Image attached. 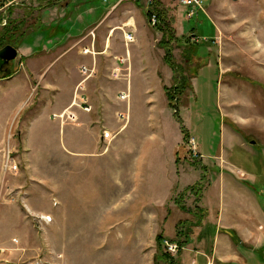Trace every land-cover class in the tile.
<instances>
[{"label": "rangeland", "instance_id": "obj_1", "mask_svg": "<svg viewBox=\"0 0 264 264\" xmlns=\"http://www.w3.org/2000/svg\"><path fill=\"white\" fill-rule=\"evenodd\" d=\"M80 1L96 20L113 0ZM163 1L156 25L138 3L146 30L140 47L162 63L167 39L174 68L148 79L151 94L138 73L114 72L123 90L132 83L131 97L121 100L124 92L108 87L112 106L97 108L96 151L80 154V141L78 152L65 149L59 128L46 145H23L16 117L26 119L41 89L28 88L0 144V264H219L214 245L223 234L240 257L222 264H264V0H202L191 16L187 6ZM54 2L0 7V26L8 19L27 32L48 27L58 18ZM121 47L122 63L140 53L132 43ZM16 58L19 52L0 76L17 67ZM86 79L81 74L73 94L90 110ZM83 140L86 150L91 138ZM7 150L15 171L5 167ZM164 240L176 244L174 253Z\"/></svg>", "mask_w": 264, "mask_h": 264}, {"label": "crops", "instance_id": "obj_2", "mask_svg": "<svg viewBox=\"0 0 264 264\" xmlns=\"http://www.w3.org/2000/svg\"><path fill=\"white\" fill-rule=\"evenodd\" d=\"M19 1L21 0H4L2 7H15ZM55 1L53 8H56L55 13L58 12V18H50L48 27L43 24L44 27L41 31L39 30L41 26L31 32L23 29L26 38L16 46L19 58H16L14 63L17 67L10 74L0 76V144L5 130L13 124L14 114L28 96V88L34 90L39 83L40 92L37 95V100L35 96L33 105L27 109L26 119H22V116L19 117L20 113L16 117L18 127L22 129L20 135L22 144L26 146L31 144L46 145L52 131L59 128V130H63V133L67 132V143H63L65 149L70 146V151L78 152V142L80 141L82 142L79 149L80 154H88L87 152L97 150V137L102 129L97 126V122H100L96 113L97 108L109 109L112 106L111 100L109 101L106 95L108 87L117 88L118 93L121 91L124 92L122 94L127 93L130 98L131 95L127 90H130L132 83L126 82L127 86L123 90L119 85L121 81L119 78L125 79L129 74L131 76L133 73H138L143 84L139 87L144 92L151 94L156 87L150 85L148 79L149 82L157 81L153 80L156 70L163 69L168 72L170 67L164 62L158 63L142 53L140 41L144 36L145 28L144 23L137 20L136 17L137 5L142 0L122 1L112 8L115 1L113 0L110 2V8L107 7L96 20H92L86 12L78 9L81 4L80 0L77 3V0ZM90 31L93 32L94 37H91ZM123 31L133 32L134 41L131 42L134 45L133 49H140L139 54L132 55L130 53L129 58L126 57L128 64L125 62L126 60L124 63L118 61L120 56H126V53H122L121 43H123V47L129 44L125 43ZM52 36H56L55 39ZM42 40L49 41L44 44ZM83 49H88V51L84 52ZM82 64L92 69V73L87 77L88 80H85L87 81V84L85 82L86 88H88V94H86L91 107L89 111L92 115L88 119L86 113L90 112H84L80 107L72 106V101L76 97L73 91L81 78L79 67ZM119 68L122 69L125 77L115 79L117 77L113 78L112 75ZM94 78L100 80L95 92L92 91L91 86V82L95 81ZM158 81H160V87L163 90L166 82L162 78H159ZM119 99L121 98L119 97ZM127 100L128 97L124 101L127 103ZM102 111L105 115L106 111ZM115 112L116 110L113 109L111 117L116 125ZM51 113L59 117L68 114L69 117H65L64 122V117L61 118L59 123L58 120L51 118ZM84 118L87 120L85 123ZM78 134H80L79 139ZM86 137L91 138V143L87 144L88 149L85 150L83 138L86 139ZM228 238L223 234L222 237L217 238L220 242L214 245L219 264L229 260L237 261L240 257L232 248V243ZM207 263L213 264L210 261Z\"/></svg>", "mask_w": 264, "mask_h": 264}, {"label": "built area", "instance_id": "obj_3", "mask_svg": "<svg viewBox=\"0 0 264 264\" xmlns=\"http://www.w3.org/2000/svg\"><path fill=\"white\" fill-rule=\"evenodd\" d=\"M102 2L104 3H108L109 0H101ZM124 0H115L113 5H112V8L116 6V4H118L119 2H122ZM126 1H135V0H126ZM156 0H144V7H145V12H146V16H147V19L149 20V22L152 24V25H156L159 21V17H158V8L157 5H156ZM176 1L177 4H181V5H184V6H187L188 8H190L188 11H187V15L188 16H191L193 14V8H202V0H174ZM4 4V0H0V7H2ZM90 35L91 37H94V34L92 31H90ZM123 38L125 40V43H131L134 41V35L133 33L131 32H128V31H123ZM84 52H87L88 49H83ZM79 72L85 77L87 78L91 73H92V69L90 68H87L85 65H82L79 67ZM76 96V95H75ZM121 99H124V97H126L125 94H120L119 96ZM75 98L74 97V103L76 104V106H79L80 108L82 107V110H89V106H87L85 103V101L81 100V102L78 104V101L76 102L75 101ZM83 105V106H82ZM64 115V114H63ZM71 116V115H70ZM65 117H69L68 114H65ZM194 145V142H192V146ZM193 147H191L192 149ZM5 155H6V160H5V167L8 168L9 170H14V163L11 162L9 163L8 160L10 158V152L9 150H7L5 152ZM8 162V163H7ZM42 221L44 222H47L50 220V218L48 217H43L41 216L40 217ZM165 241V244H166V247H167V251L169 253H174L175 252V249H176V244L175 243H172V242H168L167 240H164Z\"/></svg>", "mask_w": 264, "mask_h": 264}, {"label": "trees", "instance_id": "obj_4", "mask_svg": "<svg viewBox=\"0 0 264 264\" xmlns=\"http://www.w3.org/2000/svg\"><path fill=\"white\" fill-rule=\"evenodd\" d=\"M155 2L157 3V2H159V0H156ZM157 11H158V17H160V15H159L160 11L159 10H157ZM6 21L7 22L4 25L0 26V47H2L5 44H11L14 47H16L26 38V37H24L25 36L24 30L22 29L21 24L16 23L12 20L9 21L8 19H6ZM157 24H159V21ZM39 30L41 31V30H43V28L40 27ZM170 36L173 37L172 32H170ZM167 42H168L167 39L164 42L162 41L163 47L165 48V53H164L163 59H164V62L170 68H174V64L172 63V58L170 56V49H169V46L167 45ZM181 79H183V76L181 77ZM174 89H176V87ZM165 91H166L167 96H168V103H169V105H172V100L174 98V94H172V92L169 90V88H165ZM162 238L163 237L160 233H158L155 236V240H156L158 245H160ZM167 264H173V263L171 261H168Z\"/></svg>", "mask_w": 264, "mask_h": 264}, {"label": "water", "instance_id": "obj_5", "mask_svg": "<svg viewBox=\"0 0 264 264\" xmlns=\"http://www.w3.org/2000/svg\"><path fill=\"white\" fill-rule=\"evenodd\" d=\"M17 55V49L11 44H5L0 47V70H3L11 60ZM253 142V141H251Z\"/></svg>", "mask_w": 264, "mask_h": 264}]
</instances>
